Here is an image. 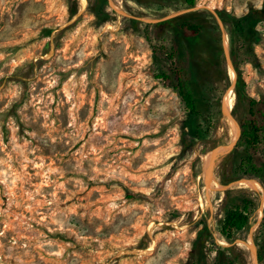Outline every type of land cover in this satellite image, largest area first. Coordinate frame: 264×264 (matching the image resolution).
<instances>
[{
	"label": "rangeland",
	"instance_id": "374dc122",
	"mask_svg": "<svg viewBox=\"0 0 264 264\" xmlns=\"http://www.w3.org/2000/svg\"><path fill=\"white\" fill-rule=\"evenodd\" d=\"M77 1L73 16L70 0H0V264H196L190 252L206 223L212 236L202 264L229 245L239 250V264H254L247 242L259 250L254 233L263 212L231 242L219 231L226 189L207 186L211 172L221 184L223 172L237 171V180L262 183L237 167L241 146L216 160L231 143L227 127L239 136L234 148L243 129L239 111L240 132L223 114L232 88L214 52L225 57L230 80L234 70L225 51L229 25L223 31L213 10L242 15L264 9V0H197L192 7L107 0L100 18L99 0H87L84 10ZM172 14L202 23L213 48L201 44L191 53L185 37L177 41L175 29L161 24ZM259 28L258 65L241 52L239 63L249 93L263 98L264 22ZM176 43L202 108L200 136L191 135L188 147L185 104L157 77L170 71ZM241 187L261 201L258 189L231 188Z\"/></svg>",
	"mask_w": 264,
	"mask_h": 264
},
{
	"label": "trees",
	"instance_id": "16d2710c",
	"mask_svg": "<svg viewBox=\"0 0 264 264\" xmlns=\"http://www.w3.org/2000/svg\"><path fill=\"white\" fill-rule=\"evenodd\" d=\"M70 1L73 5L71 14L74 16L79 12V4L77 0ZM184 2L191 7L197 4V0H184ZM217 11L222 16L225 24L229 25L231 54L235 67V69L233 67V70L236 76L235 91L237 103L234 111H239L238 118L243 129L239 142L230 154L239 153V146H241L243 149L239 153L240 159H238L239 163L237 167L239 166V169L243 170L246 175L259 178L264 184V97L257 98L249 93L248 83L239 63V52L250 57L255 65L259 63L256 46L263 40L259 24L264 22V9L252 6L248 12L242 15L235 14L226 8H217ZM108 12L107 0H99L98 8L94 11L96 17H103ZM136 22L138 20L133 19V23ZM161 24H167V26L175 29L177 41L185 37L186 44L190 47L193 54L196 47L201 44H206L210 48H213L212 41L206 39V27L202 23L187 20L182 21L181 17H172L162 21ZM215 29L218 30V37L222 40L219 26L216 25ZM220 49L223 52V48ZM214 53L216 62L222 63L224 66L225 85L228 89L232 84V80H230L228 74L225 57L223 58L222 56L220 58L221 52ZM177 55H180V48L176 43L173 51L168 54L171 61L170 71H161L157 74V77L164 80L168 86L177 91L185 104L189 122L183 129L182 139L183 145L188 147V144L191 143L188 142L191 135L194 136V139L200 136L197 121L202 113V108L196 92L191 85L192 74L190 73V69L178 62ZM229 157V154L225 156L222 166H227ZM240 177L239 171L230 175L223 172L221 181L224 184H230ZM226 193L228 199L219 231L229 241L235 242L240 232L250 233L253 224L256 222L254 219L261 201L257 192L246 187L229 188L226 189ZM208 236H212V232L206 223L199 231V237L195 241V249L190 252V257L196 264L206 262L205 247ZM254 239L259 246V263L264 264V210L262 220L254 233ZM240 259L241 254L236 245L221 246L218 250L217 258L212 264H239Z\"/></svg>",
	"mask_w": 264,
	"mask_h": 264
},
{
	"label": "bare ground",
	"instance_id": "6f19581e",
	"mask_svg": "<svg viewBox=\"0 0 264 264\" xmlns=\"http://www.w3.org/2000/svg\"><path fill=\"white\" fill-rule=\"evenodd\" d=\"M82 1V10L85 9V7L87 6V0H81ZM231 75V78H235V74L233 71H231L230 73ZM235 100H236V92L234 90V88H232L231 90V95H230V98H229V101H228V106H227V112H230V108L232 109L233 108V105L235 104ZM227 132H228V139H229V142H232L235 137H234V134H233V131L230 129V127H227ZM202 156L205 158V154H202ZM208 164V162L206 161V165ZM235 183H241V185H245V186H249L251 188H254V189H258L260 190L261 192H263V197L261 199V205L258 209V212L260 214V220H261V217H262V212H263V209H264V186L263 184L256 178H245V179H241V180H237L235 182H231L230 184H221L219 182V179L217 178V176L211 172L210 174V177H209V184L210 186L214 187V188H222L224 187L225 189L227 188H231ZM259 220V221H260ZM252 238V236H251ZM248 244H250L252 246V257L253 259L255 260L256 259V252H255V242H253L251 239H249L248 241Z\"/></svg>",
	"mask_w": 264,
	"mask_h": 264
},
{
	"label": "water",
	"instance_id": "95a60500",
	"mask_svg": "<svg viewBox=\"0 0 264 264\" xmlns=\"http://www.w3.org/2000/svg\"><path fill=\"white\" fill-rule=\"evenodd\" d=\"M213 12H214V14H215V16H216V18H217V20H218V22H219V24H220L222 30L224 31V28H225V22H224L222 16L219 14V12H218L217 10H213ZM172 17H175V15H174V14H172V15H168L166 18H163L162 21H163V20H167V19L172 18ZM228 37H229V33H228ZM229 38H230V37H229ZM224 42H225V38H224ZM224 45H225V43H224ZM225 51H226V58H227V61L229 62V65H231V66L234 67L233 57H232V55H231V52L229 51V48L226 49V46H225ZM234 69H235V67H234ZM235 86H236V76H235V78H232V84H231V86H230V89H231V88H234V90H235ZM225 98H226V97H225ZM234 107H235V106H234ZM233 111H234V108H233V110H232L231 112H227V111H226V109H225V99H224V103H223V114H224L225 116H229V117H230V118H231V119L237 124V126H238V128H239V132H240V125H239V122L237 121L236 117L234 116ZM238 137H239V136H237V138H235L230 144H226V145H225L224 150H222V151L217 155L216 160H217L221 155L226 154V153H228V152H231V150L234 148V146H235V144H236V142H237V140H238ZM215 162H216V161H215ZM206 183H207V181H206ZM209 185H210V184H209V182H208V183H207V186L209 187ZM227 189H229V188H227ZM247 244H248V242H247ZM248 245L252 248V246H251L250 244H248ZM254 248H255V252H256V259L254 260V264H259L258 250H257V248H256L255 246H254Z\"/></svg>",
	"mask_w": 264,
	"mask_h": 264
}]
</instances>
